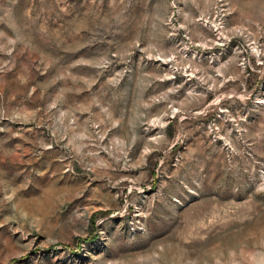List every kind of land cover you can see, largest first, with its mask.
I'll use <instances>...</instances> for the list:
<instances>
[{"label": "rangeland", "instance_id": "1", "mask_svg": "<svg viewBox=\"0 0 264 264\" xmlns=\"http://www.w3.org/2000/svg\"><path fill=\"white\" fill-rule=\"evenodd\" d=\"M0 264H264V0H0Z\"/></svg>", "mask_w": 264, "mask_h": 264}]
</instances>
